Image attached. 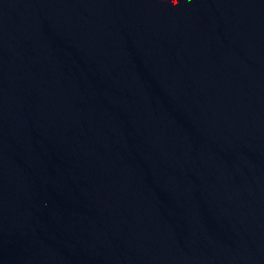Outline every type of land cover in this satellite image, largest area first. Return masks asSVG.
<instances>
[{
	"label": "water",
	"instance_id": "water-1",
	"mask_svg": "<svg viewBox=\"0 0 264 264\" xmlns=\"http://www.w3.org/2000/svg\"><path fill=\"white\" fill-rule=\"evenodd\" d=\"M0 264H264V0H0Z\"/></svg>",
	"mask_w": 264,
	"mask_h": 264
}]
</instances>
